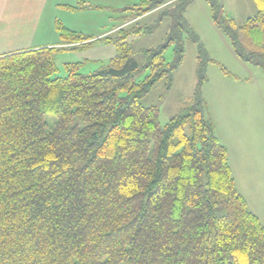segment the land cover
Segmentation results:
<instances>
[{
  "label": "trees",
  "instance_id": "1",
  "mask_svg": "<svg viewBox=\"0 0 264 264\" xmlns=\"http://www.w3.org/2000/svg\"><path fill=\"white\" fill-rule=\"evenodd\" d=\"M192 1L139 0L112 38L55 20L60 46L0 54V264H264V225L236 188L199 91L162 126L157 106L141 103L158 80L171 86L184 32L206 80L213 60L184 16ZM206 1L236 57L264 72V0L240 26ZM166 18L165 41L138 62L127 37ZM101 39L116 46L105 66L83 74L65 63L55 75L58 49Z\"/></svg>",
  "mask_w": 264,
  "mask_h": 264
},
{
  "label": "rangeland",
  "instance_id": "2",
  "mask_svg": "<svg viewBox=\"0 0 264 264\" xmlns=\"http://www.w3.org/2000/svg\"><path fill=\"white\" fill-rule=\"evenodd\" d=\"M57 1L74 4L73 6L79 2V6H84L74 10L58 8L55 14L51 10V14L46 13L43 18L42 29L43 23H51L54 14V20L94 39L104 36L112 38L115 28L123 23L126 16L131 15V10L126 9L139 2V0H83L80 4L81 0ZM218 2L221 6V22L224 19H232L238 26L257 10L253 0H218ZM154 13L142 18L140 23H150L155 16ZM184 16L191 32L197 36L208 57L213 60L205 66L206 80L199 85L196 72L198 43L190 39L188 32H184V58L173 72L171 86L167 88L164 79L158 80L150 92L141 99V103L144 106H157L158 121L162 126L174 115L189 109L199 91L206 105L207 116L219 126L218 134L221 139L218 140L222 145L226 144L227 149L228 130H231L234 123H237L232 128L236 129V136L234 142L229 145L231 151L237 144L251 145V141L257 140L256 133L264 138V72L258 66L243 62L236 57L228 37L213 21L206 0H193L186 8ZM168 32L169 20L166 18L153 32L132 34L126 40L134 52L135 59L143 62L144 55L141 50L160 45L165 41ZM43 33L48 36L45 40H50L55 35V30L52 26L50 32L44 30ZM66 46L68 47L58 49L54 55L57 66L56 76L66 74L65 63L75 62L79 65L80 73L90 74L105 66L116 54L114 41L107 42L103 39L85 46L78 45L75 48ZM172 48L173 46L170 45L164 53L166 61H171L173 58ZM146 74L145 70L136 78L141 80ZM47 121L53 124L55 119L52 115H48ZM232 154L237 159L239 169L236 175L242 173L245 177H250L249 181H254L250 184L244 183L247 206L264 225V160L256 164L252 154L244 152L238 155L232 151L230 153L232 161ZM256 172L257 177L261 179L260 182H263L262 185H258V180L253 177ZM239 177L236 178L239 180ZM255 188L259 191H254Z\"/></svg>",
  "mask_w": 264,
  "mask_h": 264
},
{
  "label": "crops",
  "instance_id": "3",
  "mask_svg": "<svg viewBox=\"0 0 264 264\" xmlns=\"http://www.w3.org/2000/svg\"><path fill=\"white\" fill-rule=\"evenodd\" d=\"M62 5L64 3L57 0H0V54L41 46H60V39L55 29L53 16L58 8H64ZM51 10L54 13L51 17L52 25L51 23H43L42 29L43 18L46 13L48 15L49 13L51 14ZM52 26L55 30V35L50 40H45L48 39V36H45L43 32L44 30L50 32ZM214 123L216 136L218 139H221L218 134L219 126L215 121ZM234 125H237V123H234ZM232 128L230 131L228 130V149L226 144L225 147L228 152V161L233 172L232 175L234 174L236 188L248 203L244 187L245 184H250L254 181H249L250 177H245V174L240 173V177L238 174L236 175L239 171L237 159L232 154V161L230 153L232 151H235L238 155L244 152L250 153L253 155L255 163L258 164L260 160H264V138L256 133L257 140L251 141V145L237 144L231 151L229 145L234 142L236 136V129ZM236 177H239V180ZM253 177L255 180H258V185H262L261 183L263 182H260L261 179L257 177V172L253 174ZM253 184L255 185V183ZM254 191L258 192L259 190L255 188Z\"/></svg>",
  "mask_w": 264,
  "mask_h": 264
}]
</instances>
